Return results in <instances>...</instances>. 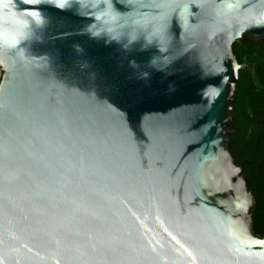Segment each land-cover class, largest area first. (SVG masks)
<instances>
[{
    "label": "water",
    "instance_id": "water-1",
    "mask_svg": "<svg viewBox=\"0 0 264 264\" xmlns=\"http://www.w3.org/2000/svg\"><path fill=\"white\" fill-rule=\"evenodd\" d=\"M97 2L17 0L36 25L0 49V264H264L229 149L264 0H106L109 44L77 14Z\"/></svg>",
    "mask_w": 264,
    "mask_h": 264
},
{
    "label": "trees",
    "instance_id": "trees-1",
    "mask_svg": "<svg viewBox=\"0 0 264 264\" xmlns=\"http://www.w3.org/2000/svg\"><path fill=\"white\" fill-rule=\"evenodd\" d=\"M233 51L242 69L233 109V126L238 131L229 149L237 165L244 166V177L257 202L256 235L264 239V44L241 39Z\"/></svg>",
    "mask_w": 264,
    "mask_h": 264
},
{
    "label": "clouds",
    "instance_id": "clouds-1",
    "mask_svg": "<svg viewBox=\"0 0 264 264\" xmlns=\"http://www.w3.org/2000/svg\"><path fill=\"white\" fill-rule=\"evenodd\" d=\"M66 3L68 6L61 8L62 10L70 8L74 3L79 5V0H66ZM107 9L106 0H98L87 13H82L79 6L77 14L87 15L92 19L93 22L85 29L91 38H104L105 43L109 44L112 42L111 25L114 23L115 13L109 14ZM33 25H36V20L19 8L17 0H6L5 3L0 4V49L26 52L25 48L20 46L28 41L30 36L32 37Z\"/></svg>",
    "mask_w": 264,
    "mask_h": 264
},
{
    "label": "built area",
    "instance_id": "built-area-1",
    "mask_svg": "<svg viewBox=\"0 0 264 264\" xmlns=\"http://www.w3.org/2000/svg\"><path fill=\"white\" fill-rule=\"evenodd\" d=\"M2 75H3V71H2V69L0 67V82H1V79H2Z\"/></svg>",
    "mask_w": 264,
    "mask_h": 264
}]
</instances>
